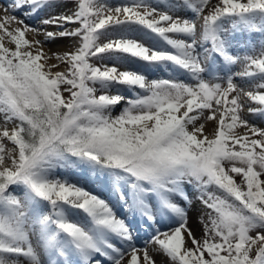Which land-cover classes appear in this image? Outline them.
I'll return each mask as SVG.
<instances>
[{"label":"snow or ice","instance_id":"6c2138e0","mask_svg":"<svg viewBox=\"0 0 264 264\" xmlns=\"http://www.w3.org/2000/svg\"><path fill=\"white\" fill-rule=\"evenodd\" d=\"M5 12L0 264H264V0Z\"/></svg>","mask_w":264,"mask_h":264},{"label":"bare ground","instance_id":"6f19581e","mask_svg":"<svg viewBox=\"0 0 264 264\" xmlns=\"http://www.w3.org/2000/svg\"><path fill=\"white\" fill-rule=\"evenodd\" d=\"M11 2V0H9V1H7V2H5L6 3V5H8L9 3ZM115 2H118V0H115ZM63 9H61V11H62ZM11 14H13V13H11V12H5V7H3V6H0V18H2V17H4L5 15H11ZM15 15H20V12H16L15 13ZM19 17V16H18ZM29 24H35L36 23V21L35 20H28L27 21ZM29 39H31V35H29ZM68 42L67 41H65V42H63V43H59V44H55V45H45V51H49V54H51V53H54V52H57V51H59V52H63V51H65L66 50V44H67ZM50 63H57L55 60H52V61H50ZM236 70H239V68H237ZM159 78V77H163V78H167V73H165V72H163V70H161V71H159L157 74H156V76L155 77H152V78ZM119 111H120V109H116V111L113 113L114 115L115 114H118L119 113ZM208 130L210 131L211 130V126L209 125L208 126ZM82 183H83V180L81 181ZM88 183H89V185L91 186V187H93V188H95L98 192H100L101 194H103V195H105V196H107V195H109V193L107 192V190L106 189H102V188H100V186L99 185H95V184H91V180L90 179H88ZM112 199H113V201H115V197L113 196L112 197ZM194 216V215H193ZM198 233V232H197ZM141 235H143V234H141Z\"/></svg>","mask_w":264,"mask_h":264},{"label":"rangeland","instance_id":"374dc122","mask_svg":"<svg viewBox=\"0 0 264 264\" xmlns=\"http://www.w3.org/2000/svg\"><path fill=\"white\" fill-rule=\"evenodd\" d=\"M112 2H115V0H112ZM0 6H3V5L0 3ZM68 7H71V4H69ZM8 46L11 47V45H8ZM55 70H62V69H54V71H55ZM197 235H199V232L197 233Z\"/></svg>","mask_w":264,"mask_h":264}]
</instances>
